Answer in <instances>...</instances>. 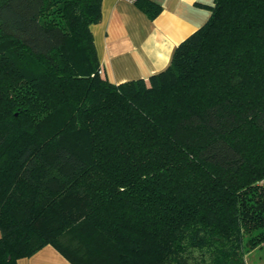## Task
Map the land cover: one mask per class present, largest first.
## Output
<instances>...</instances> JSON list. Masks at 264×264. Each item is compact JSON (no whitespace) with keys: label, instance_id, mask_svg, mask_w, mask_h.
Masks as SVG:
<instances>
[{"label":"trees","instance_id":"trees-1","mask_svg":"<svg viewBox=\"0 0 264 264\" xmlns=\"http://www.w3.org/2000/svg\"><path fill=\"white\" fill-rule=\"evenodd\" d=\"M149 19L158 0H134ZM111 83L101 0H0V264H247L264 243V0H213Z\"/></svg>","mask_w":264,"mask_h":264},{"label":"crops","instance_id":"crops-1","mask_svg":"<svg viewBox=\"0 0 264 264\" xmlns=\"http://www.w3.org/2000/svg\"><path fill=\"white\" fill-rule=\"evenodd\" d=\"M149 19L129 0H101V18L91 24L101 73L111 83L144 78L164 69L176 45L205 23L213 0H158ZM17 264H75L47 244Z\"/></svg>","mask_w":264,"mask_h":264},{"label":"rangeland","instance_id":"rangeland-1","mask_svg":"<svg viewBox=\"0 0 264 264\" xmlns=\"http://www.w3.org/2000/svg\"><path fill=\"white\" fill-rule=\"evenodd\" d=\"M246 250L245 259L247 264H264V243Z\"/></svg>","mask_w":264,"mask_h":264},{"label":"built area","instance_id":"built-area-1","mask_svg":"<svg viewBox=\"0 0 264 264\" xmlns=\"http://www.w3.org/2000/svg\"><path fill=\"white\" fill-rule=\"evenodd\" d=\"M129 1L133 2L134 0H129Z\"/></svg>","mask_w":264,"mask_h":264}]
</instances>
